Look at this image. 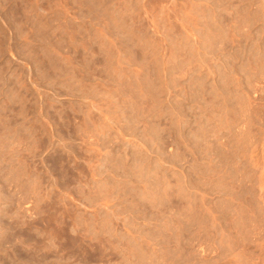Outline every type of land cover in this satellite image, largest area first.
I'll use <instances>...</instances> for the list:
<instances>
[{"label":"rangeland","instance_id":"374dc122","mask_svg":"<svg viewBox=\"0 0 264 264\" xmlns=\"http://www.w3.org/2000/svg\"><path fill=\"white\" fill-rule=\"evenodd\" d=\"M43 253L264 264V0H0V264Z\"/></svg>","mask_w":264,"mask_h":264},{"label":"bare ground","instance_id":"6f19581e","mask_svg":"<svg viewBox=\"0 0 264 264\" xmlns=\"http://www.w3.org/2000/svg\"><path fill=\"white\" fill-rule=\"evenodd\" d=\"M17 227V226H16ZM23 229H25L24 227H23ZM54 230V229H53ZM50 233V232H49ZM57 238H59V237H57ZM25 239V238H24ZM46 239V238H45ZM17 240V239H16ZM77 241H78V239H77ZM77 241L75 242V243H77ZM24 242V241H23ZM53 242H54V240H53ZM52 241H51V243H53ZM74 242H72V243H74ZM80 243V242H79ZM43 244V243H42ZM15 245H16V242H15ZM77 245V244H76ZM79 245V244H78ZM50 246V245H49ZM57 246H58V244H57ZM58 248V247H57ZM28 250H29V248H28ZM25 252H26V250H25ZM48 252H49V250H48ZM45 253V252H44ZM43 253V254H44ZM47 253V252H46ZM27 254V253H26ZM42 254V253H41ZM36 255V254H35ZM5 256V255H4ZM49 256V255H48ZM150 257V256H149ZM54 258H55V256H54ZM61 258V257H60ZM12 259V258H11ZM35 259V258H34ZM40 260L41 261V264H59L60 263V260L59 259H49L48 257H47V255L45 256V254H44V256H41V258H37V260ZM76 259V258H75ZM34 263V262H33ZM38 264V263H37ZM61 264V263H60ZM84 264V263H83Z\"/></svg>","mask_w":264,"mask_h":264}]
</instances>
